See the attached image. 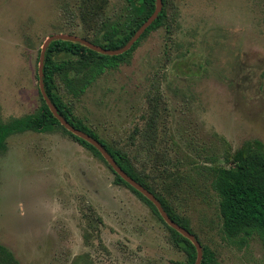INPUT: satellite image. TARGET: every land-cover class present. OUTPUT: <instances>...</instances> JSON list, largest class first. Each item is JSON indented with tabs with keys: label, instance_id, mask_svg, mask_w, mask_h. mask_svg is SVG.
<instances>
[{
	"label": "rangeland",
	"instance_id": "374dc122",
	"mask_svg": "<svg viewBox=\"0 0 264 264\" xmlns=\"http://www.w3.org/2000/svg\"><path fill=\"white\" fill-rule=\"evenodd\" d=\"M95 2L0 0L1 122L40 106L38 58L47 36L93 39L124 4ZM166 11V24L81 96L58 82L63 99L128 155L221 264H263L257 235L241 243L223 234L209 168L225 165L226 150L246 140L264 143V0H167ZM6 143L0 244L20 264L185 261L150 206L62 129L16 133Z\"/></svg>",
	"mask_w": 264,
	"mask_h": 264
},
{
	"label": "trees",
	"instance_id": "16d2710c",
	"mask_svg": "<svg viewBox=\"0 0 264 264\" xmlns=\"http://www.w3.org/2000/svg\"><path fill=\"white\" fill-rule=\"evenodd\" d=\"M86 1L90 2L91 0ZM98 2L99 0H96L95 4ZM166 4L167 0H162V10L156 19L126 52L119 55L102 54L78 42L61 39L51 41L44 59L43 83L45 91L58 113L72 126L97 139L129 176L155 195L173 221L192 232L189 220L176 213L170 202L157 193L147 179L136 171L128 155L100 138L93 129L74 114L72 107L63 99V92H61L59 84L61 82L64 91L77 98L105 70L115 69L120 64L128 62L139 42L151 31L166 24L168 20ZM154 7L155 0H124L118 15L114 19L102 21L100 31L93 39L84 38L108 49L119 48L132 37L153 12ZM88 12L91 16H95L94 12ZM39 97L41 104L33 113L12 118L7 122L0 121V154L6 151V140L13 134L25 131L49 132L60 128L95 156H98L110 168L93 145L72 134L59 123L49 110L40 92ZM223 161L225 165L215 164L209 168L212 175L211 186L219 197L222 232L226 238H238V242L241 243H244L252 235H257L264 249V143L258 139L246 140L237 149L226 150L223 154ZM110 170L113 172L111 168ZM113 174L116 183L126 185L150 206L151 210L169 229L174 246L186 254L185 261L177 264H194L196 258L194 245L164 222L151 201L121 179L120 176L114 172ZM201 245L202 260L200 264H221L211 248L202 243ZM0 264H20V262L12 252L0 244Z\"/></svg>",
	"mask_w": 264,
	"mask_h": 264
},
{
	"label": "water",
	"instance_id": "95a60500",
	"mask_svg": "<svg viewBox=\"0 0 264 264\" xmlns=\"http://www.w3.org/2000/svg\"><path fill=\"white\" fill-rule=\"evenodd\" d=\"M162 10V0H155V7L153 12L147 17V19L141 24V26L136 30V32L132 35V37L121 47L116 49H108L105 47H102L100 45H97L95 43H92L91 41L79 37L77 35L68 34V33H54L49 36H47L40 49L39 58H38V69H37V76H38V84H39V92L44 99L46 105L48 106L49 110L53 114V116L59 121V123L69 132L72 134L82 138L83 140L87 141L91 145H93L102 155V157L105 159V161L108 163L110 168L113 170L115 174L121 177L126 183H128L130 186H132L134 189L139 191L144 197H146L149 201L153 203V205L156 207L157 211L159 212L161 218L164 220V222L179 232L182 236L187 238L195 247L196 249V258L194 261V264H200L202 260V245L198 238L185 229L184 227L180 226L178 223L173 221L164 208L162 207L159 200L155 197L153 193H151L148 189H146L144 186H142L140 183H138L136 180H134L131 176H129L114 160V158L108 153V151L103 147V145L95 138L90 136L89 134L85 133L82 130H79L72 126L64 117H62L55 105L51 102L49 96L47 95L43 83V67H44V59L45 54L48 45L51 41L56 39L61 40H68L73 42H78L91 50H94L96 52L107 54V55H119L124 52H126L133 44L134 42L141 36V34L146 30L147 27H149L152 22L156 19L160 11Z\"/></svg>",
	"mask_w": 264,
	"mask_h": 264
}]
</instances>
